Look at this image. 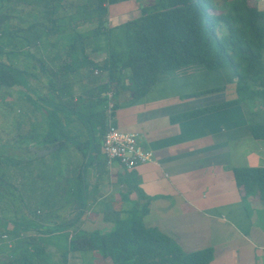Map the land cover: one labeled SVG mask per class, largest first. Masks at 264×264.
I'll use <instances>...</instances> for the list:
<instances>
[{"label":"trees","instance_id":"obj_1","mask_svg":"<svg viewBox=\"0 0 264 264\" xmlns=\"http://www.w3.org/2000/svg\"><path fill=\"white\" fill-rule=\"evenodd\" d=\"M106 2L82 0L68 11L67 6L73 4L71 0H0V102L9 111L8 117L14 114L22 117L27 112L31 118L27 130H22L20 119H16L17 138L0 139V243H5L2 234L14 238L10 247L5 243L9 251L1 264H50L45 259V240L26 235L28 230L44 234L71 230V236L69 232L65 234L66 246L60 253L63 264H67L68 254L75 251L99 252L103 264H209L212 259L211 247L185 252L170 237L146 226L143 222L146 204L140 209L132 204L128 210L124 209L123 216L115 213L112 218L109 212L104 213L103 219L111 223L109 228L74 227L92 210L85 200L88 192L85 169L93 160L99 162L100 138L105 130L100 94L105 91L107 101V91L115 97L118 91L127 90L133 97H139L164 72L192 64L209 70L230 67L236 78L237 93L231 103L258 100L264 117V9L250 5L249 0H221L220 3L150 0L140 7L138 17L109 26ZM41 53L49 56L51 65H47ZM91 54L104 57L95 60ZM53 62H57V67ZM35 66L38 71L33 70ZM74 71L81 72L71 78ZM103 74L107 76L106 81L84 89L78 102L73 100L74 82H97ZM41 76L47 78V91L30 87L34 82L27 81L28 78L39 81ZM16 86L26 91L25 105L20 106L22 111L18 113L15 107L19 108L18 104L23 101L19 102L20 95L10 91ZM96 89L98 94L93 93ZM20 93L24 95L23 91ZM87 93L89 99L83 96ZM229 104L227 101L218 106ZM216 106L197 109L194 113ZM72 118L82 122L89 133L87 137L82 139L67 129ZM249 128L254 138L264 139V121L250 124ZM31 143L39 147L56 146V150L68 145L74 147L82 158L77 174L72 179L66 177L67 171L60 175V171L47 170L45 157L29 151ZM11 148L34 154L30 158H9L5 151ZM34 161H39L46 171L42 168L41 174L47 178L43 186L37 185L34 175L18 173L20 164ZM7 168L15 171L9 172L12 182L5 175ZM127 171L119 174L118 179L126 188L121 193L125 201H129L132 190H139L132 172ZM232 172L244 195H258L264 201V166H238ZM58 176L71 182L64 189L68 192L64 193V205L73 203L77 210L70 218L60 219L52 227L43 229L41 221L49 222L47 214L26 211L29 209L24 203L29 195L26 190L42 188L44 195L47 181ZM49 193L55 195L56 189H49ZM4 211L12 213L6 215Z\"/></svg>","mask_w":264,"mask_h":264},{"label":"crops","instance_id":"obj_2","mask_svg":"<svg viewBox=\"0 0 264 264\" xmlns=\"http://www.w3.org/2000/svg\"><path fill=\"white\" fill-rule=\"evenodd\" d=\"M140 2L107 0L108 25L115 26L138 17L140 7L149 4L150 0H144L143 4ZM93 55L92 58L104 57L103 54ZM41 56L47 65H51L47 54L41 53ZM39 79L36 81L28 78L27 81L34 82L30 87L47 91V78L41 76ZM106 80L107 76L103 74L97 82H86L81 90L74 85L73 100L78 102L84 89L95 88L98 83ZM235 85L236 78L230 67L209 70L200 64H192L164 72L142 96L133 97L127 90L118 91L115 97L113 95L112 102L116 106L113 123L120 130L135 133L140 145L151 153L150 160L137 164L129 171L139 190H132L128 202L138 209L143 204L147 205V212L143 216L146 226L154 227L170 237L185 252L211 247L213 256L209 264H264V222L260 221L258 214L260 209H264V201L258 195H244L232 172V168L238 166H264V139L254 138L249 128L251 121L258 119L254 115L256 101L249 99L237 104L231 103L230 100L237 97ZM10 91L20 95L19 102H23L18 104L17 109L21 112L20 106L25 105L26 91L19 86L10 88ZM93 93L98 94V89ZM103 93L100 94L103 99L100 108L103 112L105 110L103 120L106 126L107 100H104ZM83 96L88 98L89 94ZM227 101L229 105L218 106ZM213 105L217 106L202 113H194L197 109ZM16 119H20L22 130L30 126L31 118L27 112H23L22 117L12 115L10 141L13 136L18 137ZM72 119L68 121L67 129L82 139L87 137L89 133L82 122ZM31 146L46 148L36 143H31L28 148ZM65 149L67 154L76 158V164L79 161L82 163L81 152L71 145ZM11 150L14 155L25 153L16 148ZM98 161L95 159L86 167V181L89 179L91 186L86 198L90 205L105 199V205L99 208L102 214L109 211V206L114 202L110 196L112 183L110 185V181L106 180L104 184L94 187L96 177H92L100 171L104 175L109 174L110 178L115 175L118 182L119 174L127 170L118 165L108 167L104 164V155ZM48 181L46 191L49 190ZM57 187L58 184L53 186L56 189L55 195L45 191V199L51 200L50 206L44 210L36 206L26 210L38 215L47 214L49 222L41 221L40 228L52 227L60 219L69 218L65 212L64 193L58 191ZM31 214L29 217L33 218ZM87 220L92 219H81L74 227L85 228ZM94 224L100 228H109L111 225L103 219V214ZM68 232L73 234L71 230ZM68 232L44 234L38 230H28L27 234L45 240L43 249L46 260L63 264L60 253L66 244L61 236H67L65 234ZM0 246L3 247L0 249L1 264L9 249L5 245ZM34 259L36 261L39 258ZM92 259L93 251H75L68 254L67 264H92Z\"/></svg>","mask_w":264,"mask_h":264},{"label":"rangeland","instance_id":"obj_3","mask_svg":"<svg viewBox=\"0 0 264 264\" xmlns=\"http://www.w3.org/2000/svg\"><path fill=\"white\" fill-rule=\"evenodd\" d=\"M68 1V0H67ZM73 2L72 6H67L68 7V11H71L73 10L75 4L77 2H81L82 0H71ZM141 4L144 3V0H140ZM215 2L217 3H220L221 0H214ZM249 4L250 5H257L259 6L260 9H264V0H249ZM31 18H32V15H30ZM83 29V28H82ZM81 32L83 30H80ZM88 51V49H87ZM99 55V54H97ZM94 57L95 55L91 54V57ZM95 60H99L100 57H95L94 58ZM54 63V62H53ZM57 62L54 63V67H57ZM63 67H61L62 69ZM34 71H38L37 69V66H35V68L33 69ZM62 72V71H61ZM79 72L81 71H74L72 74H71V78H75ZM95 75H99V74H95ZM83 81H78V82H74V85H76V88L81 90V88L83 87L84 84H81ZM73 85V86H74ZM85 86V85H84ZM7 99V98H6ZM255 104V103H254ZM251 105V104H250ZM256 107L257 109H254V115L256 116V118L258 119H253V121H251L252 124H255V123H261L264 121V117H263V114H262V105L261 103L256 100ZM15 107V106H14ZM15 110H18L16 107H15ZM11 112V111H10ZM18 113V112H17ZM8 114H9V111L6 110L5 108V104L0 102V139H4L7 138L9 139V127H8V124L6 123L7 121V117H8ZM253 115V116H254ZM6 119V120H5ZM8 119H10V117H8ZM53 147V150L44 155V156H41V157H45L44 158V161L45 163L48 162V165H44L47 170L49 169V171H60V175H63L65 174V172L67 171V174H66V177H71L72 179L74 178V176L77 174L78 172V166L81 164V162L79 161L78 164H76V159H74V157H72V155L70 154H67V150L65 148L63 149H59V150H56V146H52ZM7 149V148H6ZM13 151L10 149L6 150L5 151V154L10 158V157H17L20 158L22 156V158H25L26 156L29 157V156H33L34 153H24V154H18L17 155H14L12 153ZM103 156V152L102 150L100 149V152L98 154V158L100 159L101 157ZM30 158V157H29ZM105 158V157H104ZM39 162V161H38ZM38 162H31V163H26V164H20L19 167L17 170H18V173L19 175L22 174V172L26 173L28 176L31 177V175H34V181L37 182V185H42L46 182V176H44L43 174H41L42 172V168L44 169V166L42 164H39ZM115 165H118L116 161H114L111 165V167H114ZM71 167V168H70ZM98 168L100 169L99 167V164H98ZM98 168H96L98 170ZM87 169H85L86 171ZM9 172H15L14 170L13 171H10L8 168L6 169V172H5V175L7 176V180L11 181L13 180V176L11 174H9ZM44 172L46 173L45 169H44ZM88 173V172H87ZM40 174V177H37V175ZM96 177V183H94V187L98 186L100 183H105V181H110L108 182L110 185L112 183V188H111V192H110V196L113 197V204H111V206H109V212L110 213V216L113 218L114 217V214L115 213H118L120 215H126L124 209H129L131 206H132V203L128 202V201H125L121 198L120 196V193H122L123 191L125 192L126 188L124 185H120V183L117 182V177L114 175L112 178H110L111 176L109 174H103L102 172H96L95 173V176L92 177L93 179ZM98 177V179H97ZM50 181H48V187L49 189L53 190V186H57V184L59 185V187H57V190L58 191H61L63 193H68L66 192L64 189L66 187V189H68V183L70 184L71 182H66L65 178L63 177H60L58 176V178L56 179H49ZM89 181V179H87ZM32 182V180H30ZM88 181H86V183L88 184ZM88 188L91 187L90 186V181H89V184H88ZM92 186V187H93ZM93 187V188H94ZM30 188H28L26 191L28 192L29 195H27V201L24 200V203L26 204L27 208H34L35 206L38 207L39 209H42L44 210V208H46L49 204V202L47 201L46 198V194L44 193H41L43 190L42 188L39 189V188H35L33 190H29ZM116 189V190H115ZM46 192H49L46 191ZM43 196V197H42ZM42 197V198H40ZM36 198V200H35ZM40 198V199H39ZM38 200V201H37ZM86 200V203L90 205V202H88L87 198H85ZM102 205H105V199L99 203H94V204H91L90 208L92 210H88L87 213H86V217H90V219L92 220H87L88 223L85 224V228H91V227H95V225L97 224H94L96 219L99 218L100 216H102V214L106 213V212H103L102 214L99 213V208L102 206ZM77 210V206L73 203H71L70 205H68L66 207V210L65 212L67 213L68 217L70 218L71 216H73L74 212ZM6 215H9L11 214L12 212L11 211H4ZM96 212V213H95ZM98 213V214H97ZM258 214L260 216V221L264 222V209H260L258 211ZM91 222L93 224H91ZM101 221H99L100 223ZM24 234V233H22ZM28 235V234H26ZM61 239L63 240V243L66 244L65 242V236H61ZM45 243V241H44ZM0 245H5L7 247V245L5 243H0ZM0 249L2 250L3 247L0 246ZM70 258V257H69ZM92 264H103V261H102V258L100 256V253L99 252H93V259H92ZM50 264H54V262L52 260H50Z\"/></svg>","mask_w":264,"mask_h":264},{"label":"built area","instance_id":"obj_4","mask_svg":"<svg viewBox=\"0 0 264 264\" xmlns=\"http://www.w3.org/2000/svg\"><path fill=\"white\" fill-rule=\"evenodd\" d=\"M97 72L94 70L95 74H98ZM105 95L108 98L106 126L101 139V150L105 157V163L111 167L112 163L116 161L119 167L130 171L137 164L150 160L151 153L140 145L135 133L120 130L114 125L113 111L115 108L112 102V92L107 91ZM1 237L9 247L12 245V239L8 237V234H2Z\"/></svg>","mask_w":264,"mask_h":264},{"label":"water","instance_id":"obj_5","mask_svg":"<svg viewBox=\"0 0 264 264\" xmlns=\"http://www.w3.org/2000/svg\"><path fill=\"white\" fill-rule=\"evenodd\" d=\"M29 149L32 152L36 153V155L38 157H41V156H44V155L48 154L49 152H51L53 150V147H49V148H47V147L46 148H37V147L31 146V147H29Z\"/></svg>","mask_w":264,"mask_h":264}]
</instances>
